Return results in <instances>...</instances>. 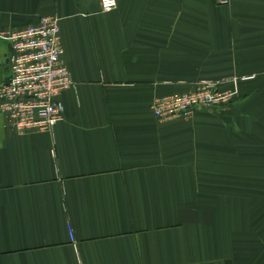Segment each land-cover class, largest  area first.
I'll return each mask as SVG.
<instances>
[{"label": "crops", "instance_id": "0c3cea01", "mask_svg": "<svg viewBox=\"0 0 264 264\" xmlns=\"http://www.w3.org/2000/svg\"><path fill=\"white\" fill-rule=\"evenodd\" d=\"M42 16L72 86L49 131L0 115V264H264V0H0V31ZM241 77L225 107L151 112Z\"/></svg>", "mask_w": 264, "mask_h": 264}, {"label": "built area", "instance_id": "2783aa9c", "mask_svg": "<svg viewBox=\"0 0 264 264\" xmlns=\"http://www.w3.org/2000/svg\"><path fill=\"white\" fill-rule=\"evenodd\" d=\"M97 1L100 12L115 7V0ZM0 42L9 47V73L0 83V115L6 127L17 135L49 131L62 112L58 94L72 86L61 62L57 18L42 16L33 24L0 31ZM224 81L228 80H201L188 92L156 98L151 112L157 121L165 122L188 119L197 109L225 107L232 102V92L221 88Z\"/></svg>", "mask_w": 264, "mask_h": 264}, {"label": "rangeland", "instance_id": "374dc122", "mask_svg": "<svg viewBox=\"0 0 264 264\" xmlns=\"http://www.w3.org/2000/svg\"><path fill=\"white\" fill-rule=\"evenodd\" d=\"M234 80H240V79L239 78H231V79H228V81H224L223 84L233 82ZM232 98H233V94H232Z\"/></svg>", "mask_w": 264, "mask_h": 264}, {"label": "clouds", "instance_id": "9594fccd", "mask_svg": "<svg viewBox=\"0 0 264 264\" xmlns=\"http://www.w3.org/2000/svg\"><path fill=\"white\" fill-rule=\"evenodd\" d=\"M113 3H114V0H113Z\"/></svg>", "mask_w": 264, "mask_h": 264}]
</instances>
